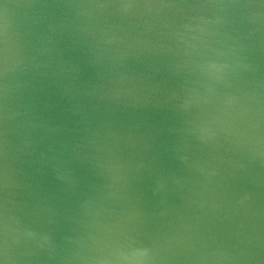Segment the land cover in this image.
Here are the masks:
<instances>
[{
    "label": "water",
    "instance_id": "1",
    "mask_svg": "<svg viewBox=\"0 0 264 264\" xmlns=\"http://www.w3.org/2000/svg\"><path fill=\"white\" fill-rule=\"evenodd\" d=\"M0 264H264V0H0Z\"/></svg>",
    "mask_w": 264,
    "mask_h": 264
}]
</instances>
